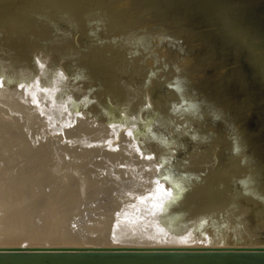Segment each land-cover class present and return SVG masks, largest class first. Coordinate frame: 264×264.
<instances>
[{"label":"bare ground","instance_id":"bare-ground-1","mask_svg":"<svg viewBox=\"0 0 264 264\" xmlns=\"http://www.w3.org/2000/svg\"><path fill=\"white\" fill-rule=\"evenodd\" d=\"M22 1H26L27 3H29V1L32 0H22ZM47 1L44 0L43 3H40L42 4L41 8H37L33 10L37 13H41V12L48 13L50 8H48V6L45 7L48 4ZM65 1L63 0L62 3H64ZM79 1L77 0L78 4ZM81 1L80 3L83 2L85 3V5L84 4L82 5H84L86 8L89 2L86 4L85 0H83V2ZM89 1L92 2L94 0L92 1L89 0ZM152 1L153 0H151V2ZM168 1L167 3L164 1L166 4L163 2L164 9L162 10V12L159 11L160 13H157L158 10L160 9H156L154 7L152 9L153 10L156 9L157 14L152 9L151 11H147L146 13L143 14L141 13L142 14L141 18L149 19L153 17V19L152 18L149 19L150 22H148L149 24L152 23L151 26H149V24L147 23V26L150 27L149 29L148 27L145 28L146 26L145 27L143 26V28H145L144 32H146L144 34L136 32L137 29H135L136 31L134 30L137 33V35L135 34V32L133 33V31H131L133 30L131 29V24L132 26L134 24L135 25L140 24V28H142L141 23H145V22H143L141 19L140 20L142 22L139 20L138 14L134 16H138L137 18L139 21H134L136 17L134 18L133 16H130L128 13L126 14V12L128 11V10L125 11L128 8V7L126 8V5H125V9L122 8L123 10L121 11L119 10L122 13H119L117 15L119 16L118 18H121V20L115 19L113 22L110 21V19L108 20L112 22L111 24H114V22L117 20L124 21L125 20L123 19L124 15L122 17L120 15L123 14V12H125L126 17L128 15V17L130 16L133 19V21L136 22V23L133 22L134 24L133 23L128 24L131 30L128 29V27H126L128 25L122 24L124 22H121L122 25H125V29L130 30L134 34L133 36L135 35L137 36L136 38H138V35H141L142 40H145L143 41L144 43H147L146 40H149L150 42V44L148 42L149 46L151 44L153 45L150 47L151 49L147 48V50L149 49L147 52L144 50L145 52H143V55L136 58L139 59L140 61H144V62L147 61L148 63V65L145 67L146 69L145 75L148 78H151L150 81H152V83L149 81L150 83V84L148 83V85H150L149 87H151V85L153 86V84L159 85L160 83L157 84L158 81L157 79H160V81H162L163 77L165 78V75L168 76L167 74H165V72L163 77H160L161 76L160 74H162L163 70H165L166 68L169 69L168 68L169 66L171 67V65H174L172 63L179 61L180 58L181 60L183 59L184 61L186 59L185 62H187V58H188L189 64H191L190 65L191 68L193 64H195L193 66L196 67V69L201 68L199 66L200 64H203L201 66L205 67L204 65L208 63L209 69L211 68L209 66H212L213 69L212 68H211L212 70L210 69L212 72L210 71L211 73L208 74L212 79L210 81L211 83H208V85L211 84L210 87L216 88L215 89L216 93L218 92L219 94L223 92L221 90L223 86L227 87L226 99L220 105L210 106L211 102L209 103L207 97H205L206 94H208V92H206V94L204 93L205 96H202L200 92L196 90L197 92L193 93L190 96L188 95L189 97H187L185 101L188 102L186 106L187 107L189 106L188 107L189 115L192 116L185 124V127L181 126V124L176 120L174 116L168 114L149 115L144 118L139 115L138 116L130 115L124 117L123 119H118L116 122V126L119 128V130L124 132L122 133L124 135L118 134L117 136H114L115 135L114 133H113L114 135L111 134L112 129H109L108 128L109 126L108 127L100 126V127L92 128V127H85L84 125H80L76 129L68 132L67 135L70 140L68 143L64 144L63 146V149L67 151L70 155L69 162L65 160L64 155H61V153L54 152L52 155L48 153L47 150L43 149L41 143L32 142L31 145L22 144L21 142L23 140L24 135L20 129L16 131L11 130L10 126H8L7 128H0V160L4 161V163L6 164L5 168L8 172H9V170L7 169L8 167H10L11 170H14L13 173L15 172L14 174L16 175H14L13 173L12 175L18 177V179L14 177L15 179H17V182L18 180H20L21 182L23 181L22 182L23 185L21 184L20 186H19L20 181L19 183L14 182L11 178L13 177L10 174L12 172L11 171L9 173L11 176L9 177V179L10 181L12 180L13 182L12 181L11 183L9 182L11 184L10 187L12 186V183L14 185L15 183H17L18 185L17 184L16 185L19 186L18 189L21 190L19 191L17 188H15L18 190L16 191L13 187H11L10 188L11 192H13L14 190L15 193L17 192L26 193L27 191L29 192V196L32 195L31 205L33 204V206L27 204L28 202L25 203L20 201L22 203V206L19 204L18 207L19 209H21L20 210L21 213L19 212L18 209L15 210V212H17L18 210L19 213L18 212L17 213L20 216L17 215L16 213L15 214L19 216L21 220H19L17 217L16 221L18 220L23 221L22 223L24 224L23 226L25 229L21 231L24 232H26L27 229L30 228V226H33L30 224L31 220L29 221V219H32L31 223L33 224L37 223L38 225H40L39 223L43 221L42 219H44L45 221V223H43V226L45 225L44 226L45 230L43 229L42 226V228H40L41 230L43 229L41 232V230L38 229L41 225L38 228L35 226L36 230H40V232L38 233L34 232L33 234L34 236L32 235L34 229L32 230L31 227L32 232L30 233V236H32L33 241L30 244L31 246L29 250L9 249V251H6L7 253L34 255L35 258L32 257L33 258L32 264H39L41 261L46 262V260H48L50 264H222L220 260H215L212 258L196 259V258H164V257L161 258L107 257V258L86 259L81 256H76L74 254L98 252L100 250L94 247H104V246L106 247L255 246V249L252 248L255 251L264 249V24L260 26V23H263L262 22L263 20L261 19L260 21V18L256 20L253 18L254 16L248 17L246 19L244 18L241 19L242 21H240L242 22L243 27L239 28L236 27L227 18H223L219 16L220 12H222L224 9L221 8L222 11L221 10L218 11L220 7L218 6V2L216 1L207 2L205 0L203 1L189 0L184 3V4L190 3L189 4L190 7H188V9L186 8L187 6L185 7V5H181L182 1L181 2L179 1L180 3H176V2L173 3L174 0L172 2H168ZM247 1L250 2V4H254V7L256 4L264 5V0H247ZM53 2L59 3L55 1ZM66 2L67 3L70 2V6L72 5V7H70L69 9L74 8L75 10L76 8L79 9L82 7L76 5L75 4L76 2L74 0L73 2H75L74 3L75 6L73 5V3H71L72 0L71 1L68 0ZM66 2L65 4H67ZM119 2L117 3L118 5L120 4ZM128 2H131V0ZM157 2L158 3L156 4V1L155 2L153 1V4L160 6L159 4L161 3H159V1ZM104 3H107L108 5L111 4L108 3L106 0ZM104 3L102 2L100 4L102 5ZM135 3H137V1L134 2V4ZM134 4L130 5V7L134 6ZM147 4H144L146 8L148 6ZM106 5H102L103 7L100 6L101 9L103 8L102 11L104 10L107 11L104 8L110 7V11L108 10L110 12L109 15H111L112 12L115 13L114 11H111L112 8L111 6L104 7ZM118 5L117 7H115V9L120 8L122 5L124 7V4H121L120 7H118ZM96 6L97 3L93 7L95 8ZM136 6H138V3L137 5L135 4V8ZM139 6H142V4ZM143 6L141 8H143ZM183 6L185 9L189 11L197 10V13L195 12L196 15L194 14L196 18L194 19L192 17L193 18L192 21H196L197 24L194 23V25H191L190 22L191 16H185V11L183 9ZM93 7H91L92 8L91 11L88 12L89 14H91L92 10L94 9ZM149 7L151 6H148L147 8L148 10ZM28 8H30V6H28ZM87 8H90L89 5ZM64 10H66L67 13L68 8L67 9L65 8ZM95 10L97 11L98 9L95 8L93 10L94 15L96 14L99 15L97 12L95 14ZM53 11L50 13H53ZM83 11L78 10V17H79V13L80 12L83 13ZM105 11L102 12V15L103 13L105 15L104 18L107 17L106 15L108 13V12L106 13ZM115 11L117 14L118 10L116 9ZM140 11H142V9ZM74 12L76 14L77 10ZM71 13H73V11H71ZM82 13H80V17H79L80 21H82L81 20ZM63 14H65V12ZM97 15L96 17H98ZM82 16L86 17L84 18L85 21L83 19V22L85 23H88V20L86 19L92 18V17L88 18L87 17L88 15L87 16L82 15ZM100 17H101L100 20L101 22L103 21L106 22V20L102 19V16ZM114 18L117 17L114 16ZM74 19H78V18H74ZM5 22L8 23L9 20L5 19L4 22L2 23ZM94 22L96 23V21ZM137 22H141V23H137ZM108 23L107 25L105 24L104 27L105 26L109 27ZM80 24L82 25V23ZM117 24L118 23H116V25ZM258 24L259 26H257ZM138 25L136 26L138 27ZM134 26L132 28H134ZM136 26L135 28H137ZM85 27H87L86 24ZM116 27H118V25ZM3 28L5 27L3 26ZM120 28L118 30L117 29L115 30L116 32H118L117 34L119 33L121 34L122 31L120 30H122L124 26H122V29ZM209 28L210 30H208ZM90 29L92 30V28ZM196 29L202 30V33H200V31H198L199 33H197V31L195 32ZM67 30L69 31L68 28ZM105 30L107 31L108 29L104 28L103 31ZM109 30L112 31L110 27ZM128 30H126L125 33ZM253 30L255 31L254 33ZM80 31L82 32V30ZM98 32H101V30H99ZM127 34L126 37L123 35V39L129 38L127 37ZM197 34H201V35L197 36ZM106 35L108 36V34ZM79 36L82 35L80 34ZM118 36L121 37L122 34L121 36L120 35ZM118 36H115L114 38L116 39V37ZM198 37H200L201 39ZM100 38L101 37H97V40ZM110 38H105V39L108 40ZM140 39L141 38L135 40H140ZM98 41H100V44L96 46L95 50H98V52L100 53L102 51L105 53L106 49L108 48L109 51L110 49L109 47L111 46L112 43L108 44L107 41H105L106 42L105 43L102 39ZM87 43L89 44L91 42L89 41ZM107 44L110 46L107 47L108 46ZM130 46H132V43L130 44ZM142 47L143 46H141V48ZM155 47H157V49H155ZM128 48L125 49L128 50ZM199 48L200 49L202 48V50H200ZM89 49L92 48L89 47ZM120 49L119 51H121V54L118 55L119 57H122L121 62H123L125 61L124 58L126 52L124 49L123 50ZM197 49H199V51ZM0 50H2V48ZM9 52L10 51H8V53ZM96 52L97 51H95V55L98 54ZM25 55L21 53L18 57H16L14 63L17 67H20L21 69H24L25 63L27 61ZM89 56L90 55H88V57ZM160 56L164 58L163 61L161 60L159 61ZM28 57L30 58V56ZM110 58L112 59V57ZM132 58H134V56ZM118 59H119L118 62H120V58ZM191 60L193 61L192 63L190 62ZM12 61L13 60L9 58L7 59L6 62L8 64H12ZM159 62H161V64L157 67L156 65ZM209 62H211L213 65L211 64L209 65ZM34 64L35 63H33V65ZM184 64L185 63H183V65ZM189 64L186 63L185 64L186 66L184 65L185 67L184 66L183 67L186 68L187 66H189ZM118 67L120 66L118 65ZM183 67H181V69L179 68L180 69L179 72H183L184 74V71H186L188 67L186 69H183ZM194 67L192 68V70H190L189 67L188 71L189 70L193 71ZM159 69H161L162 72H160ZM130 70H131V66H130ZM172 70L173 67L171 71ZM176 70H173V72L179 73ZM190 73L188 76L192 75L194 72L193 73L190 72ZM197 73L201 75V73L199 72H196L194 74ZM130 74L132 73L130 72ZM183 74L181 73V76ZM186 74H188V72H186L184 75ZM194 74L192 75L193 78L195 77ZM188 76L186 75L185 78H187ZM205 76L203 77L205 78ZM173 77H175V75H173ZM177 77H178L177 79L179 80L181 78L182 80H184L183 77H179V76ZM192 77L189 80L192 79L194 81ZM199 79L200 78H198V80ZM168 80L170 81V83L173 84L174 82L173 79H172L173 82H171L172 80L170 79ZM168 80H167V84H168ZM179 80L175 79L176 82ZM189 80L186 79V83L187 81L189 82ZM164 81H166V79H164L163 82ZM193 81L191 83H193ZM202 81H200L199 83H201ZM207 81L209 82V80ZM127 82L129 81L127 80ZM147 82L148 81H146V83ZM163 82L161 84H163ZM183 82H181L180 84L185 85V82L184 83ZM136 83L138 82L136 81ZM194 83H198V81H194ZM205 83L207 82L205 81ZM202 84L203 82L201 83V85ZM156 85H154V87ZM177 86H175L176 89ZM204 86H206V88L208 87L207 85H203V87ZM149 87L147 89H149ZM178 88L180 90V87ZM184 88H188V87L185 86H183V88L181 87V89ZM176 89L175 91H177ZM151 90L153 91L154 88ZM170 90L174 91V89H170ZM187 90L188 89H186V91ZM206 90L207 89H204V91ZM156 95L157 94H155V96ZM172 95H174V93ZM180 96H182L181 92H180ZM219 100L221 99L219 98ZM183 105H185V102ZM178 106L181 107L180 104ZM6 119L9 125L14 123L18 125L21 124L20 120L15 118L14 115H11L10 112L8 115H6ZM29 121L31 122V118L29 119ZM186 127H189L190 129L187 130ZM36 133L35 136L37 138L43 136V134L41 135L40 130H37ZM15 147L16 149L17 147H19L20 149L18 148L19 150L17 149L18 151H16V149H14ZM200 150H203V152L201 153ZM207 152H208L207 154L208 157L207 155H204ZM9 179L7 177V180ZM122 183H124L125 185H122ZM21 186L22 188L27 187L26 188L27 190L21 189L20 188ZM75 187H77L78 189H76ZM78 191H80L81 194H83V196L87 198L88 202H91L92 204H96L100 200L101 201L105 199H110V200H108V202L105 204L102 205L97 204L98 206L85 209L80 215H78V217L75 216L73 217L72 215L70 216L69 213L66 214L59 212V209L63 204L66 203L75 204L79 202V198L76 197L77 196L76 192ZM12 195H14V193ZM17 195L19 196V194ZM20 195L22 196L21 198L24 200L25 198L29 199V197L27 198L25 194H20ZM8 196H9V192L7 194V197ZM147 198L151 200L146 201ZM18 200H20V198L16 200V203ZM138 201L141 202L145 201L143 209L138 210L137 208V210L131 212L133 208L136 209L135 207L137 206ZM25 204L26 207H28L27 208L28 212L31 211L29 209V206L30 208L35 206L36 209H34L35 208L34 207L32 208V211L38 210L39 213L41 212L39 214L41 217L39 216L40 218L38 219L39 220L41 219L42 221L40 220L39 223L38 221L36 223L33 222L34 212L32 213V215H31L32 211L30 212V214L26 212ZM23 206L25 208H23ZM90 212L92 213L89 215ZM15 214L13 215L14 218L16 217ZM28 214L30 218H28ZM37 214L38 213H35L34 217H36ZM250 216L252 217V219L250 218ZM74 218L77 223L75 224L76 226L75 228L72 225L73 223L72 220H74ZM130 218L132 220H130ZM10 219L13 218H11L10 216ZM36 220L34 219V221ZM13 221L15 222L14 219ZM13 221H11V225H13L12 223ZM251 221H253V225H252L253 227L250 226L249 224ZM18 222L17 223L15 222L17 226H19L21 223L20 222L18 224ZM88 228H91L95 231L94 232L95 235L93 237L89 235L90 230H87ZM13 229L10 226V230H9L10 237L8 238L10 246L15 245L17 243V242L14 243L15 240L16 241L18 240V238H16V234ZM11 230L14 231V235ZM81 230L86 231L87 234L84 233V234H77V236L74 235V233H78ZM257 231L262 232L263 235L257 237L258 236L256 235ZM29 232L27 231V234H29ZM16 233L20 234V231L19 232L17 231ZM80 233H82V231ZM19 234L18 236H20ZM26 237H28V235L24 236L22 233L18 241L20 242L21 240L22 241L24 240L25 242ZM181 249H184V251H186V249L189 248H181ZM0 253H5V252L0 251ZM262 259L264 260V258ZM258 260H261V258H256L255 262L257 263H252L253 260H249V261L250 264H264V262L261 263ZM10 261L12 263V259ZM14 261L13 263L16 264V262ZM239 262H245V261H236L235 263H239ZM47 263L48 262H46L45 264Z\"/></svg>","mask_w":264,"mask_h":264},{"label":"rangeland","instance_id":"rangeland-1","mask_svg":"<svg viewBox=\"0 0 264 264\" xmlns=\"http://www.w3.org/2000/svg\"><path fill=\"white\" fill-rule=\"evenodd\" d=\"M45 1H47V0H45ZM53 1L59 2L60 0H58V1H56V0L47 1L48 4L46 6L45 5L44 6L45 7L48 6V8H50L48 13H42V12L41 13H37L33 9L41 8L42 4H40V3H43L44 0H35V1L32 0V1H29V3H27L26 1H22V0H21V2H20V0H5V1L4 0L3 1L0 0V21H1L0 24L2 22H4L5 19L9 20L8 23L5 22V23H2L0 25V30L2 31V32L0 31V49L2 48V50H0L1 51L0 52V83H1L0 84V128H7L8 126H10L11 130H15L16 131V130L20 129L22 131L23 135H24L23 140L21 142L22 144L31 145L32 142L41 143V145L43 146V149L47 150L48 153H50L51 155L54 152L61 153V155H64L65 160L69 162L70 161V155H69V153L67 151H65L63 149V146H64V144L68 143L69 140H70L68 135H67L68 132L76 129L80 125H84L85 127H92V128L100 127V126H106V127L109 126L108 128L112 129V131H111L112 133L111 134L114 133L115 135L114 134L113 135L117 136L118 134L124 133L121 130H119V128L116 126V122H117L118 119H123L124 117L130 116V115H134V116H138L139 115V116H142L144 118V117L149 116V115L168 114V115L174 116L176 118V120L181 124V126L185 127V124L188 122V120L192 116V115H189V108H188L189 106L188 107L186 106L188 102L185 101V99L187 97H189L190 95H192L193 93H195L197 91L200 92V94L202 96H205L206 92H208V94H206L205 97H207V100H208L209 103L211 102L210 106L211 105L212 106L213 105L214 106L220 105L226 99L227 87L223 86V88L221 89L223 91V92L221 91L223 94L222 93L219 94L218 92H217L218 93L217 94L216 90H215L216 88L210 87L211 84L208 85V83H211L210 81L212 79L208 75V74H210L212 72L211 71L213 69L212 66H209V67L212 68V69L210 68L211 69L210 70L208 68V63H206L207 65L206 64L204 65L205 67L201 66L203 64H200L199 66L201 68L196 69V67L193 66L195 64H193L192 68L194 67V69H193V71H190V70H192V68L190 66L191 64H189V59L188 58H187V62H185L186 59H185V61L182 59L184 61L183 62L181 60V58H180L179 61L172 63L174 65L170 64L171 67L169 66L168 68L172 69V67H173V70L177 69L176 71L179 72L181 67H183L186 63H188L189 66H187L188 68L186 67L187 69L184 68L186 65L183 67V69H186V71H184V74L186 72H188V74H186L188 76L190 72H192V73L193 72L194 73H196V72L201 73V75L198 74V73L197 74L193 73L194 76H195L194 78L192 77L193 74L190 75V76L194 79V81H198V83L203 80L202 81L203 82L202 85H201L202 82L199 83V84L198 83H194V81L192 79L191 80L193 81V83H191L192 81L189 80L191 77L188 76L190 78H188V77L185 78L186 75H184L183 72H179L180 73L179 74L177 72H173V70L171 71V69L169 70V69L166 68L165 70H163V72H162L161 69H159L160 72H162V74H163V75L160 74L161 75L160 77L164 76V72H165V74H167L170 77L165 75V78L163 77V80L166 79V81L163 82L162 78H161L162 81H160V79H157L159 81V82L157 81V84L158 83H160V84L159 85L153 84V86L151 85V87H149L150 85H148V83L151 80V78H148L145 75V73H146L145 67L148 65V63H147V61L146 62L140 61L139 59H136V58H138L139 56L143 55V52H145V51L147 52L149 50V49L147 50V48H150L153 45L151 44L149 46V44H150L149 40H146L147 43H144L143 41H145V40H142L141 35H138V38H136L137 37L136 36L137 35L136 32L144 34V33H146V32H144V29L147 28V27L149 29L150 28L149 26H151V24H152V23L149 24L148 22H150L149 19H151V18L153 19V17H151L149 19H145V18H141V15L143 13H146L147 11H151V9L153 7L156 8V9H160V10H158L157 13H160L159 11L162 12V10L164 9L163 8V2L165 1L167 3L168 0H163V1L162 0H153L154 2L156 1V4L158 3L157 1H159V3L162 4V6H161V4H159L162 7V9H161L160 6H158L156 4H155L156 5V7H155V5L153 4V1L151 2V0H144V1L143 0H131L132 3L128 2L130 0H127V2H126V0H120V2H119V0H109V1L106 0L108 3H111L109 5L107 3H104L105 0H103V1L102 0H100V1H98V0L95 1L94 0L97 3V6L99 5L98 7L96 6L95 8H97L98 10L100 8L99 11L95 10V14H96V12L99 14V15L96 14L98 17H96V15H94V13H93V10L95 9L93 6H95L96 3L94 1H92V0H91L92 2H90L89 0L88 1L85 0L86 4L89 2L87 4V7L89 5L90 8H87V7L85 8V6H84L85 3L83 2V0L82 1L80 0L83 3H80V1L78 0L80 5L78 4L77 0H74L76 3L73 2V0H72L71 3H73L74 6H75V4L78 5V6H82L81 7L82 9L81 8L78 9V8L75 7L76 8L75 10H74V8L73 9L71 8L72 10L69 9L70 7H72V5L70 6V2H68V3L66 2L68 0H66V1L64 0L67 4H65V2L62 3L63 0H61L59 3H54ZM69 1H71V0H69ZM136 1L138 3V6L141 5V4L143 6L144 4L149 3L147 5L151 6V7H149V10L147 9L148 6L146 8L145 5L143 6V8H141L142 6H139V7L136 6V8H135V4L137 5V3L134 4V2H136ZM172 1L173 0L168 1V2H172ZM179 1L180 2L182 1L181 5H185V7L187 6L186 7L187 9H188V7H190V5H189L190 3L184 4L186 1H189V0H185V1H183V0H174L173 3H175V2L176 3H180ZM205 1H207V2H213V1L218 2V6L220 7L218 9V11H220V10L222 11V9H224L222 12H220L219 16H221L223 18H227L236 27H239V28L243 27L242 26V22H240V21H242L241 19H244V18L246 19V18L252 17V16H254L253 18L256 19V20H258V18H260V21H261V19L263 20L262 21L263 23H260V26H262L264 24V19H263L264 18V5H258V4L255 5L256 8L259 7V9H260L259 12H258V16H257V12L255 10L256 8L254 7V4H250V2H248L247 0H244V1L243 0H241V1H239V0H223V1H220V0H205ZM102 2L104 3L102 5H106L107 4L104 7L111 6L112 7L111 11L115 12V13L112 12V14L109 15L110 14V12H109L110 11V7L109 8H104V9L107 10V11H105V10L104 11L106 13L108 12L107 15H106L107 17H105L106 19L104 18V16H105L104 13L102 15V12H104V11H102L103 8L101 9V7H100V6H102L100 4ZM114 2H116V3H114ZM118 2L120 3L119 5L117 4ZM8 3H9V5H8ZM127 3L129 4V6H128ZM221 3H223V4H221ZM68 4H69V6H68ZM82 4H84V5H82ZM121 4H124V7H123V5L121 6ZM133 4H134V6H131L133 8L132 9L130 7V5H133ZM165 4H164V6H165ZM39 5H40V7H39ZM117 5H118V7H120V6L121 7L120 8H116L118 10L117 14H116L115 7H117ZM125 5H126V8L128 7L125 10V11L128 10L126 12V14L128 13L130 16H133L134 18L136 17L134 21H139L141 19L143 22H145V23H141L142 22L141 20H140L141 22H137V23H141L142 24L141 25L142 28H143V26L144 27L146 26L145 28H143V30H142V28H140V24L139 25L136 24V25H138V27L134 24L136 22H134L133 19L130 16L128 17V15H127V17H126L125 16V12H123V14L120 15L121 17L124 15L123 19H125V20L124 21H120L121 18H118L119 16H117V15L119 13H122L120 11L123 10L122 8L125 9ZM220 5H222V6H220ZM28 6H30V8H28ZM58 6H60V7H58ZM91 7L94 8L92 10V12H91L92 15L88 13L89 11H91V9H92ZM137 7H138V9H137ZM63 8L64 9L68 8V11L70 13L68 11L66 13V10H64ZM83 8H84V11H83ZM129 8H130V10H129ZM238 8H240V9H238ZM87 9H88V11H87ZM141 9H142V11H140ZM156 9L155 10L152 9V10L155 11V13H156ZM183 9L185 11V16H191V19H190L191 25H194V23L197 24L196 21H192L193 18L194 19L196 18L195 15L197 13V10H193L194 12L190 10L191 11L190 12L189 10L185 9L184 6H183ZM237 9H238V11H237ZM76 10H77V13L75 14L74 11H76ZM78 10L83 11V13H84L83 14L82 12H80V13H82L81 14V20L82 21H80V18H79L80 17V13H79V17H78ZM241 10H242V12H241ZM52 11H53V13H50ZM56 11H58V12H56ZM71 11H73V13H71ZM224 11H225L226 14L224 13ZM64 12H65V14H63ZM99 12H101V13H99ZM85 13H88V14H85ZM113 14H115V15H113ZM137 14L139 16V20L137 18L138 16H134V15H137ZM53 15H54L55 18L53 17ZM82 15H85V16L88 15L87 16L88 18L89 17H92V18L86 19V20H88V23H85V22H83V19L86 18V17H84ZM67 16H68V18H67ZM93 16H95V17H93ZM100 16H102V19L106 20L107 23L109 21L108 19H110V21H112V22L115 19H120V20H117V21L114 22L115 27H114V24H111L112 22L109 21L108 24H109L110 29H112V31H111V30H109V27H107V26L104 27V25L105 24L107 25V23L104 22V21L101 22L100 21L101 20ZM114 16L117 17V18H114ZM73 17L74 18H78V19H74ZM70 18L74 19V20H71ZM93 18L94 19L96 18V19L94 20ZM154 18H156V17H154ZM97 20H99L103 24H101ZM145 20H148V21H145ZM58 21H59V23H58ZM84 21H85V19H84ZM94 21H96V23ZM126 21H128V22H126ZM93 22L98 27H96ZM97 22H98V24H97ZM121 22H124L122 24H126V25L134 22L133 24L137 28H135L134 25H133L134 28H132L133 27L132 24H131V29H133V30H131L129 28L130 27L129 25L126 26V27H128V29L133 31V33L136 31L135 29H137V31L135 32L136 35L133 36L134 34L130 30L125 29V25H122ZM190 22H189V24H190ZM80 23H82V25ZM91 23H92L93 27L91 26ZM116 23H118L117 24L118 27H116L117 26ZM147 23L149 24V26H147ZM85 24L88 27V29H87V27H85ZM87 24H89V25H87ZM112 25H113V27H112ZM3 26L5 28H3ZM100 26L102 27V29H101ZM122 26H124L123 29H125V30L122 29ZM257 26H259V24ZM1 27H2V29H1ZM63 27H65V28H63ZM67 28L69 29V31L67 30ZM90 28H92V30H94V31H92ZM95 28H97V29H95ZM104 28L108 29V30L107 31L106 30L103 31ZM119 28L122 29V30H120V31L123 32V33L121 32L122 36H121L120 33L117 34L118 32L115 31L116 29L118 30ZM80 30H82V32ZM99 30H101V32H98ZM113 30H114V32H113ZM126 30H128V31L125 33ZM140 30H142V31H140ZM208 30H210V28ZM73 31H74V34H73ZM196 31H197V33H199L198 31H200V33H202V30H197L196 29L195 32ZM84 32H86V33H84ZM254 32L255 31L253 30V33ZM11 33H13V34H11ZM80 34L82 36H79ZM106 34H108V36ZM126 34H127V37H129V38L130 37H132V38L134 37L133 38L134 40L132 38H130V39L129 38H127V39L124 38L125 39L124 40L123 39V35L126 37ZM129 34L132 35V36H130ZM89 35H91V36H89ZM118 35H120L122 38L119 37ZM199 35H201V34H197V36H199ZM59 36H60V38H59ZM61 36H63V37H61ZM115 36H118V37H116V39H115L114 38ZM97 37H101L100 39H102L104 42L107 41L108 44L112 43L111 44L112 48H111L110 45L107 44L108 45L107 47L110 46L109 47L110 49L108 51V48H107L105 53L102 51L101 52L102 54L100 52H98V50H95L96 46L98 44H100V41H98L100 39L97 40ZM110 37H113V38H110ZM105 38H110V39L107 40ZM139 38H141V39L140 40H135V39H139ZM198 38H200V37H198ZM202 39H203V37H202ZM126 40H128V41H126ZM89 41L91 43L88 44L87 42H89ZM139 41L143 42L145 45L143 43H140ZM125 42H127V43H125ZM130 42L132 43V46H130V44H131ZM148 42H149V44H148ZM113 43H115V44H113ZM117 43H119V44H117ZM23 44H25V45H23ZM126 44H127V46H126ZM121 45H123V46H121ZM134 45H136L138 49ZM87 46H88V48H87ZM141 46H143V47L141 48ZM89 47L92 48V49H89ZM125 48H128V50L125 49ZM119 49L120 50L124 49L125 52H126V55H127V56L125 55V58H124L125 61H123V62H121V58L122 57H119V55H118V54H121V51H119ZM132 49H134V50H132ZM155 49H157V47H155ZM199 49H197V50L199 51ZM5 50L10 51L11 53L9 52L10 53L9 54L8 51H5ZM84 50H86V51H84ZM91 50H93V51H91ZM131 50H132V53H131ZM200 50H202V48ZM89 51H90V53H89ZM95 51H97L96 52V53H98L97 55H95ZM25 52H27V53H25ZM115 52H116V54H115ZM21 53L23 55L26 54L25 56H26V60L27 61L25 63L24 69H21L20 67H17L14 64L15 60H16V57H18ZM86 53H87V55H86ZM107 54L110 55V56H108ZM112 54L114 55V57H113ZM130 54L131 55L133 54V55L131 56ZM88 55H90V56L88 57ZM28 56H30V58ZM133 56H134V58H132ZM161 56H160L159 61L160 60L161 61L164 60V58L161 57ZM110 57H112V59ZM9 58L13 60L12 61L13 65L12 64H8L6 62L7 59H9ZM93 58H95V59H93ZM118 58H120V62H118V60H119ZM70 62H71V64H70ZM116 62H118V63H116ZM137 62H138V65H137ZM181 62H182V64H181ZM190 62L192 63L193 61L191 60ZM33 63H35V64L33 65ZM37 63H38V65H37ZM183 63H185V64L183 65ZM4 64H6V65H4ZM160 64H161V62H159L156 66L158 67ZM179 64L182 65V66H180ZM210 64L213 65L211 62H209V65ZM118 65L120 67H118ZM130 66H131V70H130ZM136 66L139 67V68H137ZM30 67H32V68H30ZM134 67H135L136 70L134 69ZM189 67H190V70H189L190 72L188 71ZM25 69H27V70H25ZM65 69H67V70H65ZM103 69H104V71H103ZM201 69H202V72H201ZM80 70H81V72H80ZM138 70H140V71H138ZM195 70H196V72H195ZM86 71H88V72H86ZM76 72H77V74H76ZM130 72L132 74H130ZM19 73H21V74H19ZM35 73H37V74H35ZM88 73L91 74V75H89ZM139 73H141V74H139ZM181 73L183 74L182 76H181ZM173 75H175V77H173ZM177 76L183 77L184 80H182V78H181L180 80H182V81H180L179 79H177L178 78ZM197 76H199V77H197ZM203 76H205V78ZM96 78H98V79H96ZM144 78L145 79L147 78L148 80L147 79L145 80ZM195 78H197V79H195ZM198 78H200L202 80H200V79L198 80ZM133 79H135V80H133ZM168 79H170V80L173 79L174 82H173V80L171 81V82H173V84L170 83V81ZM175 79L179 80V81L176 82ZM186 79H188L189 82L187 81V83H186ZM127 80L129 82H127ZM167 80H168V84H167ZM207 80H209V82ZM43 81H45V82H43ZM136 81L138 83H136ZM146 81H148V82L146 83ZM183 81L185 82V85H183V84L182 85L185 86V87H188V88H184L185 90L181 89V87L183 88V86L180 83L183 82ZM205 81L207 83H205ZM150 82L152 83V81H150ZM162 82H163V84H161ZM128 83H130V84H128ZM131 83L133 84V87H132ZM146 84L148 85L149 89H147L148 87H147ZM164 84H165V86H164ZM176 84L177 85L180 84L181 86L180 85L177 86ZM31 85H33V86H31ZM154 85H156V86L154 87ZM188 85L191 86V87H189ZM203 85H207L208 87L207 88H206V86L203 87ZM175 86H177V89H176ZM178 87H180L181 91L179 90ZM153 88H154L155 92H154V90L153 91L151 90ZM165 88H166V93H164V95H163L161 91H162V89L165 90ZM189 88H191V89H189ZM170 89H174V91L173 90L171 91ZM175 89L178 92L180 91L182 96H180V92L178 93L177 91H175ZM186 89H188V90L186 91ZM204 89H207V90L210 89V90L204 91ZM184 92H186V93H184ZM11 93H12V95H11ZM173 93H174V95H172ZM176 93H178V94H176ZM210 93H212V94H210ZM155 94H157L156 95L157 98H156ZM219 98L221 100H219ZM13 101H14V103H13ZM162 102H164V103H162ZM184 102H185V105H183ZM179 104L181 105V107L178 106ZM101 111H102V114H101ZM9 112L11 113V115H14L15 118L20 120V122H21L20 125L15 124V123L11 124V125L8 124V122L6 121L7 120L6 119V115H8ZM24 116H25V118H24ZM30 118H31V122L29 121ZM76 121H77V123H76ZM116 129H118V130H116ZM186 129L188 130L190 128L186 127ZM186 129H184V130H186ZM37 130H40L41 135L43 134V136H40V137L37 138L35 136L37 134L36 133ZM122 135H124V134H122ZM18 148L19 147H17V149ZM14 149H16V147ZM17 149H16V151H18L20 148L18 150ZM16 151H15V153H16ZM200 152L202 153L203 150H200ZM209 152H210V150H209ZM13 154H14V151H13ZM21 154H22V152H21ZM207 154H208V152L206 154H204V155H207ZM207 157H208V155H207ZM208 161H209V158H208ZM5 167H6V164L4 163V161L0 160V251L5 252V253H0V264H12L14 260H15L14 262H16V264H32V260H33L32 257L35 258L34 255H29V254H9L6 251H9V249L10 250L11 249H18L19 247L24 248V249H27V248L30 249V246H31L30 244L33 241V238H32V236H30V233L32 232L33 229L34 230L32 232V235L34 234V232H36V233L40 232V230H41L40 228H42L43 223H45V221H44V219H42L43 221L40 219L42 222L39 223L40 220L38 218L41 217L39 215L41 212L39 213L38 210H33L32 211V208H34L35 206L32 207V208H30V206H29V209L32 212L31 211L28 212L27 211L28 207H26V204H25L26 212H28L29 214L31 212V215L34 212L33 222L36 223L38 221V223L41 226L38 225L37 223H36L37 225L31 223L32 219H29V221L31 220L30 224L33 225L34 228H33V226H30V228L27 229V231L29 232L31 230V227H32V230L29 232V234H27V231L26 232L21 231V230H24L25 228L23 226L24 224L22 223L23 221H19L21 219L19 218L20 215L18 213L20 212L21 209H19L18 205L20 204L22 206L21 202H25V203L28 202L27 204L31 205V203H32L31 202L32 201V195L29 196V192H27V191H26V193H23V192L15 193V191L12 189L13 192H11V189H10L11 187H13L14 189L15 188L18 189L23 181L21 182L20 180H18V182H17L18 177L14 176V175H16V174H14L15 172L13 173L14 170H11L10 167H8L7 168L9 170V172H8ZM9 173L11 175L13 173L14 174V175H12L13 177H11ZM7 177H8V179H9V177H11L12 180L14 182H17V183H19V181H20L19 186H17L18 184L15 183V185L17 184L16 185L17 187H16L12 183V186L10 187V185H11L10 183H11L12 180L11 181H10V179L7 180ZM14 177L17 178V179H15ZM8 183H9V185H8ZM24 186H26V185H24ZM20 188L27 190L26 189L27 187L26 188H22V186H21ZM75 188L78 189L77 187H75ZM8 189H10V190H8ZM17 189H15V190L16 191H18V190L21 191L20 189H18V190ZM25 190H24V192H25ZM8 192H9V196L7 197ZM10 192H11V194H10ZM13 193L18 198H20V200H18L17 203H16V200L18 198L16 196L12 195ZM17 194H19L20 197ZM20 194H25V196H27V198L29 197V199H26L25 196H24L25 200L22 199L21 198L22 196ZM76 195H77L76 197L79 198V202L75 203V204H68V203L63 204L61 206V208L59 209V212L66 213V214L69 213L70 216L72 215L73 217L74 216L78 217V215H80L85 210L82 207H85L86 205H90L91 207H94V206L105 204V203L108 202V200H110V199H105V200H102V201L100 200L98 203L92 204L91 202H88L87 198L85 196H83V194H81L80 191L76 192ZM147 199H146V201H150L151 200V199H148V200ZM144 202L145 201H143V202L138 201L137 202V206L135 207L136 209L133 208V210H131V212H134V210H137V208H138V210H142L143 207H144ZM31 206H33V204ZM25 207L23 206V208H25ZM16 209L19 210V212L17 210L18 213L15 212ZM34 209H36V207ZM13 211H14V213H13ZM15 213L17 215H19V216H17ZM35 213H38L36 215V217H34ZM91 213L92 212H90L89 215ZM14 214L16 215L15 218L13 216ZM29 214H28V218H30ZM10 216H11V218H13L15 220L16 223L18 221H19L18 224L21 222L20 225L17 226L15 224V222L13 221V219H10ZM17 217L19 219L18 221H16ZM131 218H132V216H131ZM131 218H130V220H132ZM34 219L35 220L38 219V220L34 221ZM11 221H13L12 223H13L14 226L11 225ZM74 221H76L75 218H74ZM10 226H11L12 229L15 226L19 228L18 229V228L15 227L18 230H16L15 228L13 229L15 231L16 238H18V240H19V238H20L22 233H23L24 236L28 235V237H26V239H25L26 241L24 242V240L23 241L21 240L23 242L22 243L21 241L19 242L18 240L17 241L15 240L14 243H16V242L17 243L15 245H13V246L12 245L10 246L9 240H8V238L10 237V235H9ZM35 226L37 228L40 226L38 228L40 230H36ZM44 226H43V229L45 230ZM13 230H11V231H12V233L14 235V231ZM42 230H41V232H42ZM87 230H90L89 235H91V237H93L95 235V233H94L95 231L93 229L88 228ZM17 231L18 232L20 231V234L16 233ZM81 231H82V233H80ZM81 231H79L78 233H74V235L77 236V234H84V233L87 234L86 231H83V230H81ZM18 234L20 236H18ZM7 242H8V244H7ZM14 247H16V248H14ZM11 259H12V263L10 261ZM44 262L45 261H41L40 263L41 264L42 263L45 264L46 262L49 263L48 260H46L45 263ZM239 263L240 264H244L243 262H239ZM239 263H235V264H239ZM13 264H15V263H13Z\"/></svg>","mask_w":264,"mask_h":264},{"label":"water","instance_id":"water-1","mask_svg":"<svg viewBox=\"0 0 264 264\" xmlns=\"http://www.w3.org/2000/svg\"><path fill=\"white\" fill-rule=\"evenodd\" d=\"M256 12H259L257 7ZM166 90V88H165ZM164 89L162 94L166 92ZM122 185H125L122 183ZM91 206L86 205L83 209H89ZM252 219V217L250 216ZM72 225L75 228L76 221L72 220ZM250 226L253 225L251 221ZM253 227V226H252ZM257 237L263 235L262 232L257 231ZM16 248V247H14ZM18 248V247H17ZM27 248V247H26ZM98 248V252L75 253L76 256H81L86 259L90 258H107V257H146V258H212L220 260L222 264H235L236 261H245L244 264L257 263L256 258H261V263L264 262V249L253 250L255 246H209V247H179V246H151V247H94ZM181 248H189L184 251ZM18 249H24L19 247ZM29 249V248H27ZM258 249V248H257Z\"/></svg>","mask_w":264,"mask_h":264}]
</instances>
